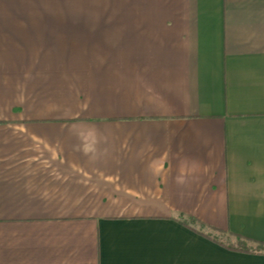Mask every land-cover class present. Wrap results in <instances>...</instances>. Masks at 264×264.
Instances as JSON below:
<instances>
[{
    "label": "crops",
    "instance_id": "crops-1",
    "mask_svg": "<svg viewBox=\"0 0 264 264\" xmlns=\"http://www.w3.org/2000/svg\"><path fill=\"white\" fill-rule=\"evenodd\" d=\"M225 236L264 243V0H0V264H264Z\"/></svg>",
    "mask_w": 264,
    "mask_h": 264
},
{
    "label": "trees",
    "instance_id": "trees-1",
    "mask_svg": "<svg viewBox=\"0 0 264 264\" xmlns=\"http://www.w3.org/2000/svg\"><path fill=\"white\" fill-rule=\"evenodd\" d=\"M191 222H195L196 220L194 218H189ZM182 223L186 224V225H190L189 223V220L188 219H185V220H182ZM200 233H202L203 235L209 237V238H213L216 240L215 236L211 233H204L200 230H198ZM239 239L241 240L242 238H240L241 236H238ZM242 241H244V245L243 246H234V245H231L229 244V248H232V249H239V250H242V251H247V252H258V253H264V243L262 242H256L255 243V247H251L249 245H247V242H251V240L249 239H242Z\"/></svg>",
    "mask_w": 264,
    "mask_h": 264
},
{
    "label": "rangeland",
    "instance_id": "rangeland-1",
    "mask_svg": "<svg viewBox=\"0 0 264 264\" xmlns=\"http://www.w3.org/2000/svg\"><path fill=\"white\" fill-rule=\"evenodd\" d=\"M231 245H236V246H243L244 245V241L239 240V239H235V238H230L228 236L224 237ZM247 245L251 246V247H255V244H252L250 242H247Z\"/></svg>",
    "mask_w": 264,
    "mask_h": 264
}]
</instances>
